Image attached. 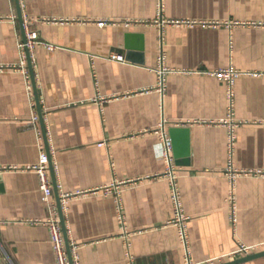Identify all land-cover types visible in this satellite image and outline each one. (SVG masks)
I'll use <instances>...</instances> for the list:
<instances>
[{"label": "crops", "instance_id": "0c3cea01", "mask_svg": "<svg viewBox=\"0 0 264 264\" xmlns=\"http://www.w3.org/2000/svg\"><path fill=\"white\" fill-rule=\"evenodd\" d=\"M19 3L22 23L16 0H0V264L56 263L49 228L31 223L53 213L38 175L25 170L40 159L32 101L18 69L25 21L43 42L27 68L56 184L83 193L64 213L80 264H128L115 190L107 192L114 185L136 264H185L187 254L194 264H225L242 258H234L242 245L264 251V0ZM162 55L165 68L177 71L166 76L164 94L157 73ZM230 68L255 73L235 86L234 165L254 174L236 180L234 221L228 135L220 125L228 115L226 86L211 74ZM163 122L169 135L175 130L187 247L172 224L158 133ZM244 264H264V257Z\"/></svg>", "mask_w": 264, "mask_h": 264}, {"label": "built area", "instance_id": "2783aa9c", "mask_svg": "<svg viewBox=\"0 0 264 264\" xmlns=\"http://www.w3.org/2000/svg\"><path fill=\"white\" fill-rule=\"evenodd\" d=\"M158 24L161 26H164L168 24L165 21H158ZM32 23L29 21H25L23 23L24 30H25V41L22 40L19 43V48L22 53V60L21 65L18 69H20L27 81V88H28V95L32 101L33 106V117H32V123L34 127L36 128V132L39 139V148H40V159L39 162L31 167H26L25 170L33 171L38 175L39 178V185L40 190L43 194L42 200L43 202L50 207L52 210V216L45 221H32V224L36 225H45L50 230V239L51 244L53 247V250L55 252L56 256V263L55 264H80L79 257H78V245L76 243H67L65 236H64V230L63 225L61 222L60 217V211L58 204L53 202L54 199V183L53 179L51 177V166L54 169L53 165V156L54 152L50 150L49 144H48V136L46 134V140L43 131L39 128V122H40V116L37 110L36 101L34 98V92H33V86H32V75L30 76V73L27 68L28 63H32L33 60V53L35 50V47L39 44H42L43 42L40 39L39 33L36 30L31 29ZM47 47L50 50H53L54 47L52 45H47ZM29 54V55H28ZM114 60L117 61H124L123 56L114 55L112 57ZM159 69L157 70L158 77H159V90L162 94H164L166 89V76L170 73L177 72L172 71L170 69L165 68L164 66V56L162 55L159 61ZM212 75L216 76L220 81H222L226 86V96L228 100V115L225 119L220 121V125L224 126L227 129V135H228V141H227V149H228V165L225 170L226 176L229 179V182L231 184V193L229 197V202L231 205V218L234 221L237 213L236 209V201H235V183L238 177L242 175H248V174H254L252 171H241L237 169L234 165V154L236 149V142H237V128L239 127L240 123L235 121L234 119V108H235V86L237 80L244 74L254 75L255 73H243L241 71L235 70V69H227V70H221L217 72L211 73ZM191 124H199V125H210L212 123H206L202 121H195V123ZM188 124V125H191ZM185 125V126H188ZM160 135V139L162 142V157L168 164V171L167 176L170 180L171 186H172V194L171 199L172 203L175 208V218L172 221V224L175 225L178 228L179 236L181 241L184 243V245H188V236H187V221L188 217H186L183 213L182 209V202H181V192L178 188L177 182H176V168L174 166V148L172 144V140L168 132L166 131V123L163 122L160 125V129L158 131ZM48 147L47 148V144ZM255 174H261L259 172ZM115 190V199L118 204V213H119V220L123 225V230L125 234L126 244H127V252H126V258L128 264H136L135 258L131 252V245L128 240L129 233L126 230V227L124 226V209L122 207V201H121V193L118 185H114L113 188H108L107 192H111V190ZM59 191V197H60V207L62 214L64 216V213L66 212L68 208L69 200L74 196H80L83 195L82 192H76V193H66L63 191ZM256 247H248V246H240V249L236 252L234 255V258L238 257H245L248 255H251L255 252ZM186 263L185 264H194L189 259V254H187L186 257ZM202 264H215V262H209V263H202Z\"/></svg>", "mask_w": 264, "mask_h": 264}, {"label": "water", "instance_id": "95a60500", "mask_svg": "<svg viewBox=\"0 0 264 264\" xmlns=\"http://www.w3.org/2000/svg\"><path fill=\"white\" fill-rule=\"evenodd\" d=\"M16 4H17V7H18L19 18H20V21H21L22 20V14H21V11H20L19 0H16ZM21 23H22V21H21ZM24 41H25V34H24ZM31 75H32V77H34L33 72H31ZM173 131H175V130L171 131L170 137H171L173 148H174V152H175V141H174L173 134H172ZM43 133H44L45 140H46V132H45V130H43ZM46 144H47V141H46ZM47 148H49L48 144H47ZM51 173H52V178H53V183H54L55 194H56L57 200H58V206H59V211H60L61 222H62V225H63L64 236H65V239H66V241L68 243V236H67V231H66L65 219H64V216L62 214L61 207H60L59 191H58V186L56 184L55 175H54L52 166H51ZM263 257H264V251L259 252V253H254V254L239 258V259L231 260L230 262L225 263V264H244V263H247V262H250V261H254V260H257V259H260V258H263Z\"/></svg>", "mask_w": 264, "mask_h": 264}]
</instances>
